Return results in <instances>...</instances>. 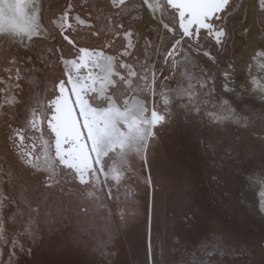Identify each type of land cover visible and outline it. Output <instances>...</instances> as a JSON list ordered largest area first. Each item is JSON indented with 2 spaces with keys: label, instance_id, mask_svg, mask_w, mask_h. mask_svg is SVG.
<instances>
[{
  "label": "rangeland",
  "instance_id": "1",
  "mask_svg": "<svg viewBox=\"0 0 264 264\" xmlns=\"http://www.w3.org/2000/svg\"><path fill=\"white\" fill-rule=\"evenodd\" d=\"M24 2L28 4L25 9L28 13L32 4H36L39 23L54 38L47 40L40 36L31 42L25 38L24 44L0 40V169L14 171L12 184L8 183V176L0 175L4 195L9 198L3 216L7 221L15 214L14 222L6 223L5 235L23 233L29 218L37 231L34 242L26 235L19 236L20 243L32 250L17 251L12 264H261L264 222L255 214L259 189L250 188L230 163H222V149L239 137L248 157L246 166L259 169L262 162L261 145L256 138L259 125L248 130L235 125L216 127L207 115L219 111L220 99H230L233 95L242 98L239 107L233 104L238 112L245 106L257 112L264 109V99L250 94L238 82L244 78L230 74L234 71L232 43L239 31L247 28L248 0H232L233 7L224 14L227 35L223 44H215L201 35L202 47L189 49L185 44L182 51L187 53V58L178 56L175 67L171 59L164 61L171 34L161 36L160 28L150 24L147 32L152 43L146 47L139 28L143 6L131 11V23L139 33L134 56L137 57L140 49L143 53L140 59L133 60L140 64L147 60L156 71L154 94L144 88L142 81L134 80L132 88L137 89V85L144 88L138 98L149 109L155 107L163 112L167 107L171 112L170 122L160 127L150 142L146 162L135 152L128 154L126 170L119 182L110 176L105 180L101 174L100 180L94 181L95 187H85L59 167V183L50 188L40 187L42 178H33L31 171L21 168L16 159L21 147L32 151L34 156H42L46 130L43 129L42 135L34 132L36 149H29L28 142H20L18 138L17 147L12 148L8 136L12 130L23 129L22 135L28 139L27 134L34 131L28 123V113L37 102L43 109L49 97L50 76L64 65L61 56L64 59L70 53L58 28L65 0ZM139 4L141 0H132L129 7ZM257 23L264 33L262 9ZM4 26L8 27L7 23ZM74 32L79 41L80 34L86 36L82 45L95 47L90 31ZM259 52L264 54L261 48L255 53ZM207 57L209 63L205 64ZM13 60L15 65L11 63ZM253 64L264 82V68L255 61ZM17 67L22 69L18 81ZM205 80L207 86L200 87L198 82ZM231 81H235L232 86ZM189 83L193 85L191 100L187 95L177 94ZM165 92L170 98L167 106L162 95ZM137 93L129 90L124 98L131 102ZM13 97L14 102L9 103ZM193 105L200 106L199 114ZM242 114L249 115L247 111ZM87 192H94V196L86 197ZM37 207L38 214L34 211ZM0 250H3L0 262L9 264L11 246L0 244Z\"/></svg>",
  "mask_w": 264,
  "mask_h": 264
},
{
  "label": "snow or ice",
  "instance_id": "2",
  "mask_svg": "<svg viewBox=\"0 0 264 264\" xmlns=\"http://www.w3.org/2000/svg\"><path fill=\"white\" fill-rule=\"evenodd\" d=\"M143 5H147L153 17L159 13L158 29L162 28L166 33L171 34L170 47L166 50L164 61L167 63L171 59L173 67L176 66L178 56L184 55L187 58V53L182 51L185 44L189 49L195 46L199 50L202 47L199 43L201 30H204L217 44H223L227 35L223 23L224 14L233 7L232 0H142L141 4L131 7L128 5V0H112V6L120 10L118 15L121 12L134 11ZM26 8L28 4L24 0H0V33H3L0 35V40L24 44L25 38L31 42L34 38L40 37L42 26L39 23V9L35 3L32 4L30 13L25 11ZM260 8L264 10V0H260ZM71 11L72 5L69 3L58 17L61 34L66 30L75 31L73 24L69 23L73 19ZM74 19L76 24H86V20L79 16ZM108 19L112 21L111 17ZM5 23L8 27L4 26ZM113 23V35L117 37L122 35L129 41L136 35L130 27L125 28L122 23ZM63 39L70 45L75 43V37L70 39L69 35H63ZM145 43L147 47L152 42L146 40ZM111 44L112 42L108 41L105 47L111 48ZM77 51L79 56L73 60H64L61 56L67 79H60L58 83H54L50 93L54 99H48L43 109L37 102L36 107L28 113V123L33 129L38 127V121H47L54 139V154H50L48 142H43L42 156H34L32 151H26L22 147L16 153L19 166L31 171L33 178H42L40 187L43 188H50L59 183L57 169L61 165L72 170L73 178L78 179L85 187H95L94 181H99L101 174L105 180L110 176L113 181L119 182L126 170L128 154L135 152L141 157L142 162H146L150 142L155 139L158 127H164L171 119V112L167 107L163 112L155 107L149 109L146 102L138 98L144 88L153 91L154 94L156 71L147 60L142 64L124 62L123 57L129 54L128 46H124V52L118 57L107 55L103 49L83 47L78 48ZM205 55L209 53L205 52ZM11 63L15 65L16 61L13 60ZM87 65H94L101 70L102 75L94 76L93 73L88 72L85 76H81L80 71ZM21 71L22 69L15 68L17 81L21 78ZM74 71L75 75H73ZM188 79L190 81L191 77ZM134 80L142 81L144 85V88L137 85L138 93L137 89L132 88ZM198 83L200 87L207 86L206 80ZM67 85L71 87L68 88ZM16 87H19V84ZM192 88L193 85L189 83L187 88L179 89L177 94L187 95L191 100ZM119 89L123 91H118ZM129 90L137 93L131 102L124 98ZM162 95L167 106L170 98L166 92ZM241 99L235 95L230 99H220L219 111L209 112L207 115L216 127L235 125L248 130L255 129L259 125V134L256 135L261 145L262 162L259 169L246 166L245 161L248 157L241 147L239 137L228 142L222 149L224 152L222 163L225 165L230 163L236 172L244 177L250 188L259 189L258 210H255V214L260 215L264 222V109L257 112L245 106L238 112L233 104L239 107L238 102ZM14 100L13 97L8 102L13 103ZM213 107L217 105L214 104ZM193 108L197 114L200 113L199 105H193ZM245 111L249 115H243ZM23 131V129L12 130V134L8 136L12 148L17 147V138L20 142L24 141ZM109 161L111 163H108ZM0 175L8 176V183L12 184L14 179L12 168L7 171L0 169ZM3 185L4 181L0 179V244L11 246L9 264H12V258L16 256L17 251L30 253L32 250L20 243L19 236L26 235L30 242H34L37 239V231L33 228L34 221L29 218L23 233H16L11 237L5 235L6 223L14 222L15 214L8 217L7 221L3 216L5 201L9 199L4 195ZM85 196H94V192H87ZM20 199L21 201L24 199L23 192L20 194ZM34 211L38 214L39 208ZM261 251L264 253V243L261 244ZM2 255L3 250H0V256ZM261 264H264V260Z\"/></svg>",
  "mask_w": 264,
  "mask_h": 264
},
{
  "label": "flooded vegetation",
  "instance_id": "3",
  "mask_svg": "<svg viewBox=\"0 0 264 264\" xmlns=\"http://www.w3.org/2000/svg\"><path fill=\"white\" fill-rule=\"evenodd\" d=\"M131 1L132 0H128L129 6H130ZM249 1L250 0H248L246 13L248 10ZM89 2H90V6H88ZM91 2H92V4H91ZM69 3H71V5H72L71 17L73 18L69 21V23L73 24V27L75 30L80 29V30L90 31L92 33V38H94L93 41L95 43V47L85 46L84 44L82 45V43H84V39H86V36L84 34H80V35H82V37L80 38L81 41H79V39H77L74 36V34H75L74 31L66 30L63 34L59 33L61 39L64 40L63 35H69L70 39L72 37H75V43L70 45L67 41L64 40L66 42V44L70 47V51H69L70 53L66 55L67 57H65L64 60H73V59L77 58L79 56V53L77 51L78 48H83V47L95 48L97 50L103 49L107 55L118 57L120 53L124 52V46H128V53L129 54L127 56L123 57L124 62L133 63L135 61L133 59L137 60V59L141 58V55L143 54L141 52V49L138 50L137 57L134 56V54H135L134 52H135V49H136L138 41H139V36H138L139 33L137 34L136 26L135 25L133 26V24L131 23L132 22L131 12L125 11V12H121L118 15V12H120V10L112 6V0H65V2L63 3L62 10L67 8ZM76 3L80 5V8L77 6ZM141 3H142V0H141ZM251 4H252L253 24H254L255 32L264 41V33H263L262 29L258 26V23H257L258 12L261 10L260 0H251ZM149 14H152L151 10L147 8V5H143V11L139 14V17H140L139 28H140L142 35H143V38L145 40H149V38H150V35L147 32V27L152 23L156 24L157 26L159 24V13H157V15L155 17H152ZM77 16H79L81 19L86 20V24H84V25L76 24L74 18ZM109 17L112 18V21H109V19H108ZM113 22L122 23L125 26V28L130 27L131 30L136 33V35H134L131 38V41L124 39L122 37V35L120 37L113 35V31H114V23ZM89 25H90V27H89ZM41 29H42V33L40 36H43L47 40H52L54 38L53 33L50 32L48 29H46L44 27H41ZM160 30H161V36L166 34V32L162 28H160ZM43 32H45L46 34H44ZM98 33H99V35H97ZM201 35H206V37L208 39H210L212 42L217 44L212 37L207 36V33L204 30H201ZM108 41L112 42L111 48L105 47V45L107 44ZM242 45H243V43H242ZM258 48H261L264 50L263 47L258 46L250 56V61L253 65L254 69L257 71H259V70L256 69L255 65L253 64V61H255L256 65H258L259 67L264 68V54H263V52L255 53ZM207 56L210 57V55H207ZM252 56H254V60H252ZM208 57L205 60V64L209 63ZM64 70H65V65H63L62 67L60 66L59 68H56L53 71L52 75L50 76V85L51 86L49 87V91H48L49 97L46 99L45 104L47 103L48 99H54V97L50 96V93L53 90L54 83H58V81L60 79H64V80L67 79V75L65 74ZM88 72L93 73L94 76L102 75L101 70L98 68H95L94 65H87V67L82 69L79 74L81 76H85ZM75 74L76 73L74 71L73 75H75ZM97 86H99V85L97 84ZM230 86H232V85H230ZM67 87L70 88L71 85H67ZM56 91L58 93V89H56ZM252 95H254V94H252ZM255 96H257V95H255ZM43 129H45L47 132L46 133V137H47L46 140L49 143L50 154H54V139L52 138V135L50 134V129L48 128L46 120L43 122L38 121V127L33 129L34 131L32 133L27 134L28 139L24 136L25 139H24L23 143L25 141L28 142V144L30 145V146H28V147H30L29 149L33 148V145H35L34 149L38 148V144H37V141L35 140L34 132L42 135L44 133ZM97 167H99V166H97ZM60 168L62 170H67L72 175V170L66 168L63 165H61ZM74 180L76 182H79L78 179H74Z\"/></svg>",
  "mask_w": 264,
  "mask_h": 264
},
{
  "label": "bare ground",
  "instance_id": "4",
  "mask_svg": "<svg viewBox=\"0 0 264 264\" xmlns=\"http://www.w3.org/2000/svg\"><path fill=\"white\" fill-rule=\"evenodd\" d=\"M149 15L153 17L152 14ZM246 17L247 25L245 27L247 28L240 30L238 33L239 35L232 43L234 50L232 61L234 71L230 72V74L233 76L241 75L244 79L238 82L246 88V91L264 98V91H262V88H264V82L260 79V71L255 70L250 61L251 54L258 46L264 48L263 39L255 32L251 0L249 1ZM43 33L46 34L45 32ZM242 43L245 44V47ZM229 84L233 85L235 84V81H231Z\"/></svg>",
  "mask_w": 264,
  "mask_h": 264
},
{
  "label": "trees",
  "instance_id": "5",
  "mask_svg": "<svg viewBox=\"0 0 264 264\" xmlns=\"http://www.w3.org/2000/svg\"><path fill=\"white\" fill-rule=\"evenodd\" d=\"M159 128H160V127H158V130H159ZM158 130H157V131H158ZM150 146H151V145H150ZM150 146H149V147H150ZM149 149H150V148H149ZM149 149H148V151H149Z\"/></svg>",
  "mask_w": 264,
  "mask_h": 264
}]
</instances>
